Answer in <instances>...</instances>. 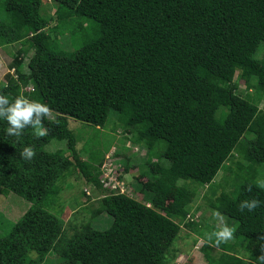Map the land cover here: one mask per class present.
Returning <instances> with one entry per match:
<instances>
[{
    "label": "trees",
    "instance_id": "1",
    "mask_svg": "<svg viewBox=\"0 0 264 264\" xmlns=\"http://www.w3.org/2000/svg\"><path fill=\"white\" fill-rule=\"evenodd\" d=\"M50 1L58 5L60 23L92 20L98 33L72 53L58 52L49 33L53 18L42 14L44 0L4 2L11 21L0 20V45L25 48L10 65L17 78L8 74L0 94L46 104L52 116L44 118L47 131L39 138L30 127L20 137L8 135L0 118V192L31 203L0 234V264H43L53 253L54 264H170L183 225L199 232L190 219L197 188L210 187L234 153L264 164V110L237 94L235 82L264 96V63L256 58L264 43V0ZM28 87L33 91L26 93ZM111 111L124 132L134 134L133 143L147 149L140 166L147 182L137 178L136 189L150 207L105 190L103 157L84 160L76 149L69 118L99 127ZM52 140L66 141L69 155L46 151ZM27 146L36 152L30 161L20 155ZM75 171L102 193L93 215L106 214V228L88 222L68 235L64 220L47 209L61 192L58 182ZM213 198L211 208L238 223L234 235L246 241L248 259L219 245L222 254L211 264H258L264 204L251 212H241L239 204L264 201V189L249 179Z\"/></svg>",
    "mask_w": 264,
    "mask_h": 264
},
{
    "label": "rangeland",
    "instance_id": "2",
    "mask_svg": "<svg viewBox=\"0 0 264 264\" xmlns=\"http://www.w3.org/2000/svg\"><path fill=\"white\" fill-rule=\"evenodd\" d=\"M4 2L5 0H0V20L9 25L11 19L5 10ZM57 9V4L50 0H44L42 14L45 17L53 18L49 33L58 52L72 53L80 49L85 41L96 38L98 24L95 21L75 17L73 20L70 19L67 22L60 23L57 20ZM53 26H58V28L53 29ZM23 47L25 48L21 42L0 45V86L6 83L8 74L17 78L14 69H11L10 65L17 57L18 51ZM33 55L34 49H31L29 54L24 57V70L27 69L26 65ZM256 58L264 63V43L260 46ZM236 76H238V73ZM235 82L238 85L237 94L244 98L254 99L260 109L264 110V96H258L255 89H247L246 83L237 79V77ZM25 91L30 93L33 89L28 87ZM50 115L52 116V113ZM69 128L77 138L76 149L84 160L91 159V154H94L103 157L102 172L105 171L103 167L110 168L111 165L123 171V184L125 185L122 186L120 191L114 193L127 195L150 207L147 199L141 196L136 189L137 178L145 183L147 182L146 176L140 171V166L144 165L148 157L147 149L143 148L142 145L133 143L134 134L124 132L123 124L120 122L117 112L111 111L106 124L99 127L69 118ZM161 147L162 145H159L157 149H161ZM45 150L50 153L61 150L69 155L66 141L52 140L45 146ZM157 151L155 150L151 154L154 161L158 159V156H155ZM238 161L241 163L240 168L243 169L242 171L238 170L240 169L237 164ZM126 165L131 167L127 173L125 172ZM106 173L107 175H100V179L101 176L102 180L107 178L109 174ZM64 179L57 184L61 192L55 203L50 206L52 210L48 207L47 209L64 220L66 233L71 235L74 227H81L88 222L99 225L101 229L109 226L111 221L107 220L106 214L98 215L95 218L93 215V211L99 206L102 193L97 191L92 184H89L79 171L73 172ZM249 179L254 181L264 180V164H249L246 160L241 159L240 154L234 153V156L220 170L210 187L197 188V196L192 205L190 219L199 226L197 229L199 232L183 225L181 233L168 255V259L171 261L170 264H211V259L216 260L220 257L222 247L216 245L215 238L209 241L206 235L215 231L216 225L219 223L218 219L212 214L214 209L211 208L210 202L214 199L213 195L224 192L231 193L237 183ZM110 181H112V187L115 186L120 189L116 181L112 178ZM188 182L197 185L192 181ZM180 184H183V181H180ZM109 185L111 184H105L104 187ZM194 185L190 188L195 189ZM30 206V202L13 193L5 196L0 192V234L7 232ZM223 220L229 227L236 230L238 223L235 220L224 216ZM245 243L244 239H239L233 234L232 239L220 245L227 247L234 255L247 260L248 253L244 249ZM55 257V253L50 254L43 264H54L53 259ZM247 264H252V262L248 261Z\"/></svg>",
    "mask_w": 264,
    "mask_h": 264
},
{
    "label": "clouds",
    "instance_id": "3",
    "mask_svg": "<svg viewBox=\"0 0 264 264\" xmlns=\"http://www.w3.org/2000/svg\"><path fill=\"white\" fill-rule=\"evenodd\" d=\"M49 113L50 109L46 104L29 100L23 95L14 97L10 101L6 95L0 94V118L5 119L8 123L6 128L8 135L20 137L23 134V130L30 127L37 138L44 136L47 130L44 128L43 120ZM20 155L25 160L30 161L35 157L36 152L33 147L27 146L23 148ZM256 184L259 188L264 189V180H257ZM248 191H252L251 186H249ZM262 204H264V201L255 198L245 199L239 204V209L241 212L245 209L251 212ZM212 214L218 219L219 223H217L215 231L206 235L209 241L215 238V243L219 246L221 243L232 239L235 230L224 222L223 216L219 211L213 210ZM257 261L258 264H264V247L261 248V255L257 257Z\"/></svg>",
    "mask_w": 264,
    "mask_h": 264
},
{
    "label": "built area",
    "instance_id": "4",
    "mask_svg": "<svg viewBox=\"0 0 264 264\" xmlns=\"http://www.w3.org/2000/svg\"><path fill=\"white\" fill-rule=\"evenodd\" d=\"M112 167H110V168H108V167H103V170H105V171H103L102 172V176L103 175H107V173L106 172H108V176H107V178H104L103 180H102V176H101V179H100V182L102 183V185H103V188L105 189V190H110L111 191V193L112 194H117V193H114V192H118V191H120L121 190V188H122V186H124L125 184H123V179H124V175H123V171L121 170L120 171V169H117V168H115L113 165H111ZM113 179L114 181H116V183L117 184H119V186H120V189H119V187H115V186H113L112 187V181H110V179ZM105 184H111V185H109L108 187H104L105 186ZM123 193V192H122Z\"/></svg>",
    "mask_w": 264,
    "mask_h": 264
}]
</instances>
